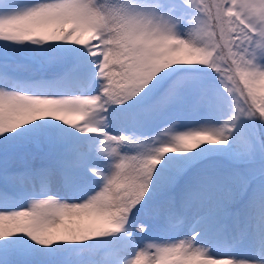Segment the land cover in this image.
<instances>
[{
    "label": "snow or ice",
    "instance_id": "1",
    "mask_svg": "<svg viewBox=\"0 0 264 264\" xmlns=\"http://www.w3.org/2000/svg\"><path fill=\"white\" fill-rule=\"evenodd\" d=\"M0 264H264V0H0Z\"/></svg>",
    "mask_w": 264,
    "mask_h": 264
}]
</instances>
